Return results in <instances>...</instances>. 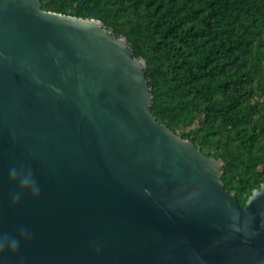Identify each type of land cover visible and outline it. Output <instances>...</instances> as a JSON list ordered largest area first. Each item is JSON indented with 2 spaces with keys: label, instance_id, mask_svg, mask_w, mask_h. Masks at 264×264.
<instances>
[{
  "label": "water",
  "instance_id": "obj_1",
  "mask_svg": "<svg viewBox=\"0 0 264 264\" xmlns=\"http://www.w3.org/2000/svg\"><path fill=\"white\" fill-rule=\"evenodd\" d=\"M146 67L101 21L0 0V264H264V183L242 206Z\"/></svg>",
  "mask_w": 264,
  "mask_h": 264
},
{
  "label": "trees",
  "instance_id": "obj_2",
  "mask_svg": "<svg viewBox=\"0 0 264 264\" xmlns=\"http://www.w3.org/2000/svg\"><path fill=\"white\" fill-rule=\"evenodd\" d=\"M101 21L147 63L158 122L224 162L245 206L264 183V0H40Z\"/></svg>",
  "mask_w": 264,
  "mask_h": 264
},
{
  "label": "clouds",
  "instance_id": "obj_3",
  "mask_svg": "<svg viewBox=\"0 0 264 264\" xmlns=\"http://www.w3.org/2000/svg\"><path fill=\"white\" fill-rule=\"evenodd\" d=\"M17 169L10 168L9 169V176L16 177ZM19 185L21 188V192L27 191L28 194L32 195L33 197H38L40 193V186L37 183L34 176L29 172L26 175L22 176L19 180ZM21 192L13 194V200L18 201L20 199ZM20 238L12 237L10 242V251H18L21 243V239L27 240L30 238L31 233L25 229L21 228L20 230ZM4 245L0 244V254L4 251Z\"/></svg>",
  "mask_w": 264,
  "mask_h": 264
}]
</instances>
